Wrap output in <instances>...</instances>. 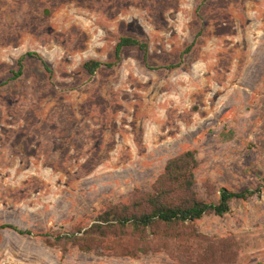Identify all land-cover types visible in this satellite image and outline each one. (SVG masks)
Masks as SVG:
<instances>
[{"label":"rangeland","instance_id":"rangeland-1","mask_svg":"<svg viewBox=\"0 0 264 264\" xmlns=\"http://www.w3.org/2000/svg\"><path fill=\"white\" fill-rule=\"evenodd\" d=\"M125 36L145 60L124 47L85 71ZM186 150L199 198L259 190L195 226L264 264V0H0V264H178L150 232L88 251L59 237Z\"/></svg>","mask_w":264,"mask_h":264},{"label":"trees","instance_id":"trees-1","mask_svg":"<svg viewBox=\"0 0 264 264\" xmlns=\"http://www.w3.org/2000/svg\"><path fill=\"white\" fill-rule=\"evenodd\" d=\"M124 47H138L145 60L146 44L125 36L117 41L111 62L102 63L91 59L83 63V68L89 75H93L103 66H113L120 59ZM27 55L36 57L34 53ZM20 72L19 68L13 74L14 77L19 76ZM197 165L196 154L192 150L174 155L164 164L151 190H135L127 203L110 205L83 232L72 231L59 239L88 251L104 243L121 247V238L141 240L146 245L150 232L152 237H162L170 244L174 243L172 248L169 246V254L178 264H233L238 254L236 242L231 238L213 239L199 233L195 221L205 215L222 216L229 212L232 200L245 201L259 194V190L232 191L221 188L218 199L207 202L199 198L195 190L194 171ZM3 227L19 234L30 233L29 230H21L12 225ZM77 233L81 235L78 236Z\"/></svg>","mask_w":264,"mask_h":264}]
</instances>
